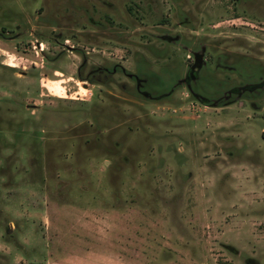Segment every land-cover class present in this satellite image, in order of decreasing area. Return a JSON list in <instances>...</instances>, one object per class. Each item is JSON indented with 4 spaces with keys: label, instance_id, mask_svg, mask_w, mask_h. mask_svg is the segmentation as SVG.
Segmentation results:
<instances>
[{
    "label": "rangeland",
    "instance_id": "obj_1",
    "mask_svg": "<svg viewBox=\"0 0 264 264\" xmlns=\"http://www.w3.org/2000/svg\"><path fill=\"white\" fill-rule=\"evenodd\" d=\"M0 264H264V0H0Z\"/></svg>",
    "mask_w": 264,
    "mask_h": 264
}]
</instances>
